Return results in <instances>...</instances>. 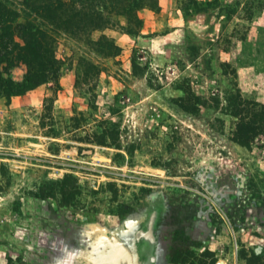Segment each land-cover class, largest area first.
Segmentation results:
<instances>
[{"label":"rangeland","instance_id":"374dc122","mask_svg":"<svg viewBox=\"0 0 264 264\" xmlns=\"http://www.w3.org/2000/svg\"><path fill=\"white\" fill-rule=\"evenodd\" d=\"M56 1L2 0L63 64L0 98V264H96L103 245L122 264H264V135L232 140L227 102L237 86L264 104V0H88L110 22L77 37L48 17ZM75 116L111 128L106 144L72 136Z\"/></svg>","mask_w":264,"mask_h":264},{"label":"trees","instance_id":"16d2710c","mask_svg":"<svg viewBox=\"0 0 264 264\" xmlns=\"http://www.w3.org/2000/svg\"><path fill=\"white\" fill-rule=\"evenodd\" d=\"M81 1V0H80ZM67 4L57 0L56 4H49L45 8L48 17L56 28H61L76 36L88 29H98L106 26L110 21L104 11L99 8L109 9L117 14H124L131 8L142 6L146 0H139L138 4L127 7L125 0H111V4H100L96 7L87 4L88 0ZM152 1V0H148ZM68 13V18L63 15ZM56 38L48 34L36 23L18 21V12L12 10L6 3L0 0V98L10 101L12 97L32 91L51 80L58 81L62 70L63 61L58 58L55 49ZM95 44H99L95 42ZM24 65L25 73L20 79H15L12 69ZM83 72L77 75V84L89 83L91 76L97 70V66L86 62ZM182 107L190 112L197 113L200 110L199 101L181 97ZM228 110L236 118L235 127L231 132V138L235 142L252 147L259 135H264V104L245 98L241 90L236 86L227 99ZM46 115L42 116V125L45 126ZM72 136L82 140L97 141L106 144L107 138L112 135L111 128L102 131L87 127L84 116L71 118V124L67 126ZM49 131L56 132L55 128ZM82 132L85 136H82ZM112 139L114 137L112 136ZM257 257L251 259L248 264H257Z\"/></svg>","mask_w":264,"mask_h":264},{"label":"flooded vegetation","instance_id":"af4514ba","mask_svg":"<svg viewBox=\"0 0 264 264\" xmlns=\"http://www.w3.org/2000/svg\"><path fill=\"white\" fill-rule=\"evenodd\" d=\"M90 256L96 261V264H122L120 259L115 258L114 250L105 245L95 246L90 252ZM135 262V264H139L137 259Z\"/></svg>","mask_w":264,"mask_h":264},{"label":"crops","instance_id":"0c3cea01","mask_svg":"<svg viewBox=\"0 0 264 264\" xmlns=\"http://www.w3.org/2000/svg\"><path fill=\"white\" fill-rule=\"evenodd\" d=\"M142 262H143V258H142Z\"/></svg>","mask_w":264,"mask_h":264}]
</instances>
